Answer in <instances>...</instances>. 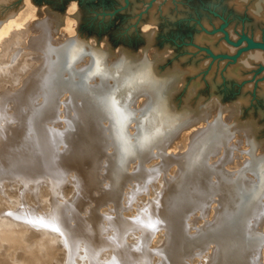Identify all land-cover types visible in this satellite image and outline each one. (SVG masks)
I'll list each match as a JSON object with an SVG mask.
<instances>
[{
	"label": "bare ground",
	"instance_id": "6f19581e",
	"mask_svg": "<svg viewBox=\"0 0 264 264\" xmlns=\"http://www.w3.org/2000/svg\"><path fill=\"white\" fill-rule=\"evenodd\" d=\"M2 1L9 2L10 0ZM238 1L237 7H239L238 5L241 6L245 0ZM257 1L255 0L254 5H252L250 9L251 13L262 9V4L257 3ZM25 4L29 7L28 0H25ZM21 17L22 12H19L16 15L9 14L5 18L0 19V48L2 49L0 53V85L2 83L1 77L5 79L6 75L14 76V72L17 69L15 65L19 66L21 64V61L24 60V55L30 49L32 51L36 50L40 54L39 58L42 62L41 70L39 69L38 71L43 72V74L35 77L31 81V84L35 82L37 85H35V88L33 87L34 90L31 88L26 89L23 86L26 90L22 94L21 102L16 103H20V110L17 113L18 115L12 120L16 124L15 129L13 128V133L7 131V126H0V137L4 139L3 143H1L2 138L0 139V143L2 144L0 146V191H2L7 183H17L22 189L28 190L32 196H37L41 193L42 188H47L49 191L50 208L43 213H39L33 209H27V212L19 215L18 221L15 224H6L4 227L5 231H2L5 234H1L3 242L9 247L18 248L20 251L23 249L22 255L23 253L27 255L26 257L23 256V258H27L25 264H50L46 260L47 257L43 255L44 253L49 255L48 253L50 251L58 257L54 264H264L262 262L264 259V158L253 159L249 153V158L244 159V163L242 162L244 167L239 171L232 172L231 170L238 168L235 162L237 154L234 152L238 147L236 141L233 142L234 137L230 133V135L224 134L223 122L219 118L217 120L215 119L216 121L214 120L211 124H208L206 128L199 129L196 132L193 131L192 134L186 135V131H188L192 124L196 123V120H191L190 117L174 115L168 110L163 97V86L161 85L163 82L153 77L154 75H152L146 63H130L121 59L117 63L108 64L105 55L101 51L94 50L91 47L86 49L84 44L76 42L74 39H66L63 43V49L59 50V48L53 46L56 40L53 41V36L49 34L47 29H43L41 36L33 39V42H29V46L25 49L22 43H20L22 44L21 46L17 47L16 45H19V42L16 45L12 44L15 46H13L14 49L10 50V53L6 50L5 44L8 41H12L11 38L13 36L11 35L12 37H9L11 40H2L9 33L8 31L12 30H9V27L12 25H14L12 26L14 30L11 32L14 33L16 27L20 24L15 26L13 23L23 22L19 19ZM26 23L28 24V22ZM20 32L18 29V34ZM18 34L16 33L15 36ZM207 36L206 34L202 35L198 33L193 40L194 45H196L195 47L206 48L207 46V49L212 54L225 51L227 47L224 43H220L216 37L210 38V36ZM17 38L14 40L18 41ZM20 41L22 42V40ZM38 43L40 44L37 45ZM263 57L264 53L262 51H253L244 58L241 57L242 59L239 60V66L237 68L226 70L222 76L214 72L208 73L209 75L206 81L213 89L220 83V80H233L236 77L239 79V76H242V72H245L243 70L247 69L251 63L263 60ZM201 67V65L198 66L196 63H193L189 71L191 74H195L202 69ZM77 70H79L78 76L81 82H89L91 85L92 89L90 91L96 94L98 102L102 101L107 103L104 106H106L107 112H109L107 114L110 118L109 131L111 133V139H109L108 144L111 148L114 147V151L115 148L117 149L120 140L119 137L126 130L131 135L130 139L135 137L133 139L135 148H151L152 150L154 147L157 150V154L155 155L156 152L154 153V159H158L159 162L156 163V167L153 170L151 169L153 172L151 179L154 183L157 182L158 184L154 185V183L149 184L150 182H148L149 185L145 187L140 180H137L140 183H136L137 185L134 183L135 185H132V192L127 195L126 199L120 202L119 206L115 205V209L109 207L112 212L99 208L101 205L103 207L106 202H104V197L108 188L111 187L109 185L110 183H107L108 186L102 183L101 188H96L95 186L97 184L94 183V186L90 179V176H92L89 172L91 171L89 170L90 165L83 162V153L86 144L85 138L86 140L90 138L88 136L90 132L85 137L84 130L83 132L79 130L81 126H78V121L82 119L79 120L78 118L80 116L77 118L76 114L83 107L82 105L78 108L77 104H75L79 101L77 100L75 102L79 95L76 92L79 90H75L76 92H73L74 90L70 91L71 94L70 96L68 95L69 97H64L62 93V91L66 90L63 85L70 84V76L72 77V74L77 72ZM81 70L82 72H80ZM62 77H67L65 84H62L65 79L62 80ZM194 77L196 76L194 75ZM20 94L19 92L17 96ZM90 94H80L83 100L81 103H91L94 101V98ZM259 95L261 97L264 96V84L260 87ZM62 96L63 100H61ZM11 97L15 98L16 96ZM139 97H143L145 102H138ZM79 99L81 100V98ZM239 101L245 105L243 96L240 97ZM71 111L75 113L71 118H68L67 114H70ZM87 112H89V109ZM88 121H91V118ZM131 123L134 126L130 125ZM115 128L117 129L119 137L114 133ZM90 129L93 128L91 127ZM134 130H136L135 133H132ZM137 133H140V135L138 136ZM90 134L92 135V131ZM94 136L96 138L98 134ZM103 136L100 138L101 142ZM185 137L188 138L184 147V149H187V152L178 154L175 150L178 148V144L183 145ZM211 138L212 142L206 147L203 153L200 151L201 148L198 149L200 152L194 157L195 160L192 161V164L196 162L195 164L197 166H193L195 169L191 167L192 164H189L194 171L192 172L190 170L193 174V180L196 183L185 195L181 194L183 197L180 200H178L179 198L176 199L175 196L173 197L171 195L170 190L173 187L177 188L179 174L182 177L180 172L184 166L186 167L184 165V158L186 156L189 158V154L193 152V148L197 145L204 146ZM96 140L98 141L97 138ZM104 140L106 139L104 138ZM251 146L250 144V148ZM92 148L94 149V147ZM170 150L171 153L169 152ZM101 151L103 152H100V150L98 152L104 155L105 150ZM108 156L111 157L110 155ZM136 158L138 157L136 156ZM150 159L152 160L153 158L150 156ZM181 159L184 161H181ZM97 163L99 164V162ZM102 163L106 164L107 162ZM94 164L92 163L93 166ZM142 164L140 165L141 168ZM152 165L150 164V167ZM175 165H179L178 168L173 171L169 170L170 167H177ZM140 166H135V176L138 173L140 174V172L143 174L141 170L138 171L137 169ZM144 168L145 170L147 169L146 167ZM109 169L110 167L107 168L105 166L104 177L106 179H108ZM94 171L92 172L96 175V170ZM248 171L252 173V175L250 173L251 176H249ZM101 174H103L102 171ZM93 178L95 179L96 176ZM101 178L99 181L103 180ZM193 180L191 179L190 181L192 182ZM207 180H210L209 182L212 185L208 184L209 186H205L203 184L202 187H200L201 185L199 186V181L203 183ZM239 181H243L244 183L242 185L245 184L249 188L250 185L248 183L251 184L250 191H252V195L254 196L252 197L253 203L250 207L252 211L249 213L251 215H248L250 221L247 219L248 221L244 225L243 233L241 232L240 225L234 222L235 217L232 214L234 210H237L235 207H241L246 200L244 193L243 195L240 194V196L235 191V193L232 192L234 190L233 186H237ZM71 182L73 185H69ZM226 183L228 185L232 184L230 187L233 190H230L231 188H228L230 191L224 190ZM68 186H73V190L69 187L73 193L66 191ZM208 187H210L209 193ZM113 192L108 194H112V198H109V200L113 199ZM141 193H146V196H141L142 198L140 196L138 197ZM166 194L169 195L167 197L168 199L163 198L164 195L166 197ZM172 194H174V191ZM212 194L214 198H212L213 196L209 198ZM162 195L163 197L160 198ZM188 197H191V199ZM171 200L174 202V209L184 208V212H182L183 214L181 213L180 218H176L174 211L170 212L168 210L170 206L168 208L166 205ZM223 213L229 215L230 220L229 223L227 222V226L217 224L219 223L217 222L218 219L223 216ZM123 216L132 218V220H128L123 224L119 221L122 224V231H125L124 236L127 239V242L125 241L126 239L124 240L126 244L120 246L124 250L125 255L115 250L117 245V237H115L117 230L116 219H119V217L122 218ZM224 223L222 222V224ZM44 224H48L49 227H43ZM144 227L153 228L152 231H154V227L161 229V236L157 240L148 235L143 236L141 230H144ZM202 233L203 235L200 236ZM25 234H33L37 239L36 244L34 240L35 245L33 244V248L27 249L24 245L27 243L25 242ZM204 234L208 238L211 237V240H214L212 243L215 244L212 249H210L211 247L206 249L207 252H205L204 246H201V250H198V248L195 249V244L202 242ZM233 234H236L240 238L237 243L241 244L239 245L241 246V251H233L231 254L230 252L237 247L232 248L230 252H226L228 253V257H225V261L222 262L223 259L220 260V257L223 258V254H225L226 241ZM23 239L25 243H23ZM230 240L233 241L230 238L229 242ZM32 241L33 239L30 242ZM153 242H155L154 245H152ZM174 242L177 245L171 247V244ZM236 244L234 245L236 246ZM256 246L258 247L255 249ZM18 249L15 251H18ZM10 260H12L11 257ZM10 260L6 258L5 263L2 262L1 264H10Z\"/></svg>",
	"mask_w": 264,
	"mask_h": 264
},
{
	"label": "rangeland",
	"instance_id": "374dc122",
	"mask_svg": "<svg viewBox=\"0 0 264 264\" xmlns=\"http://www.w3.org/2000/svg\"><path fill=\"white\" fill-rule=\"evenodd\" d=\"M263 1L264 0L257 1V3L262 4V9H259L255 13H251L250 9L252 5H254L255 0H245L241 6L238 5L239 7H237V4L239 2L238 0H28L29 7H27V5L25 4V0H10L9 2L0 0V19L5 18L9 14L16 15L17 13L22 12V17L19 19L20 21H23H19L20 23H13L15 24V26L19 24L20 25L16 27V32L14 31V33H12L14 30V27L12 26L14 25L10 26L9 30L12 29V32L8 31L10 34L8 33L7 35L9 36L6 35V38L3 37L4 39L2 38V41H6V39L9 40L13 36L11 38L12 41H8V44H5L6 50L10 52V50L14 49L13 46H15L17 42H19V45H16V47L23 44L25 49L29 46V42H33V39L41 36V31L43 29H47L49 34L53 36V41L56 40V42L53 43V46L55 48H59V50L63 49V43L66 39H74L76 42L84 44L86 49L91 47L94 50L101 51L105 55L108 64L117 63L121 59L130 63H146L149 66L152 75H154L153 77L156 80L163 82V84L161 83V85L163 86V97L168 110L174 115L190 117L191 120H196V123L192 124L188 131H186V135L192 134L193 131L196 132L199 129L201 130L203 128H206L208 124L214 122L215 119L217 120L219 118L223 122L224 134H231V136L234 137L233 142L236 141L238 147L236 150H234L235 154H237L235 162L238 168H234L233 170H231L232 172H235L244 167L243 163L246 159L249 158V155H252L253 159L264 158V96L261 97L259 95L260 87L264 84V57L263 60L253 62L247 69L243 70L245 72H242V76H239V79H237L238 77H236V80H220V83H218L215 86L216 88L213 89L209 86L206 80L207 76L210 73L214 72L215 74L222 76L226 70L237 68L239 66V60L242 59L241 57L244 58L253 51H258L249 50L240 52L241 48H244V46L246 45L244 41L240 43V40L242 36H247L254 41L264 42ZM27 16H29V18H27ZM25 18L27 21L25 20ZM26 22H28V24ZM203 23L207 25V28ZM203 27H205L206 30L205 28L203 29ZM18 29L19 32L21 31L19 34ZM16 33L20 36H15ZM198 33H201L202 35L206 34L208 35L207 37L210 36V38L216 37L220 43L225 44V46L227 47L225 48L227 50L225 49V51H222L220 53L212 54V52L207 49V46L206 48L199 46L195 47L196 45H194L195 43L193 40ZM16 38L18 41L14 40ZM20 40H22V42ZM39 44L40 43H38L37 45ZM1 50L2 49L0 48V53L2 52ZM37 52L38 51L36 50H28V53L23 57L24 60L22 59L24 62L21 61V64L19 66L15 65L17 69L14 72L13 77H11V75H9L10 77L6 75L5 79H3L4 77H1L2 83L0 85V126H7L8 132L13 133V128L15 129L16 124L15 121L12 120L18 115L17 113H19L20 110V103H16L21 102L23 96L22 94L26 89H33V87L35 88L36 83L34 82L31 84V81L35 77H39V75L43 74V72L41 73L38 71L41 67L42 61L39 58L40 54ZM193 63H196V65L198 66H202L201 70L198 69L200 70L198 71V73H190L189 70ZM80 72H82V70ZM72 75V77L70 76V84H65V80H67V77L61 78L62 80L65 78L63 81L64 83L62 84H65L63 85V87L66 89L62 91V93L64 97H69L71 94L70 91L74 90L73 92H76L77 90H79L76 92L79 95L77 94L78 96L75 102H77V100L79 101L75 104H77L78 108H80L82 105L83 107L80 108L82 110V112L80 110L82 114L79 111L76 114L77 118L80 116L78 118L79 120L82 119V122L78 121V126H81L80 128H78L81 132H83L84 130L83 133L86 134V136L84 135L85 137H87L88 132L91 133L92 131V135L90 133L88 135L90 138L88 137L89 139L87 140L85 138L86 144L83 153V162H86V164L88 163V165H90L89 170L91 171L89 172L90 175H92L90 176V179L92 180L93 184H97L96 186L94 184L96 188H101L102 183L104 185L106 184L107 186V183H110L109 185H111V187H109L105 193L106 198L104 197V202L106 201L107 203L103 202L104 205L106 206L107 204V206L105 207L103 205L102 207L101 205L99 207L101 210L106 209L108 210V212H110V208L113 207L115 209L114 206H119L120 202H122L123 199H126L127 195L132 192V185H135L136 183L139 184L141 182L142 185L146 187L149 184L154 183L151 177L153 173L152 170L156 167V163L159 162L158 159V161L154 159V153L157 150H155L154 147L152 148V150L154 149L153 152L151 148H135L133 145V139L135 137L133 139H130L131 135L130 133H127L126 130L121 133L119 137L117 134V129L115 128L116 130H114V133L120 138V140L117 149L115 148L114 151V147L111 148V146L108 144L109 139H111V133L109 131L110 118L107 114L109 112H107V108L106 106H104V104L107 103L102 101L98 102L96 94L90 91V89L92 88L89 82H81L78 76L79 70H77V72ZM194 75L196 77H194ZM27 80L29 81V83ZM23 86L26 89H24ZM20 89L24 90L21 91ZM18 90L21 93L19 96H17L19 94ZM211 91L213 92L211 93ZM80 94H90V96L94 98V101H92L91 103H81L83 102V100L82 97H80L82 96ZM241 95L245 99V105L241 104L239 101L240 97H242ZM11 96L16 97L14 98ZM63 96L61 100H63ZM79 98H81V100ZM138 102L143 103L145 102V99L143 97H139ZM88 109L89 112H91L90 114L89 112H87ZM92 111L94 112L92 113ZM74 113L75 112L72 111L70 114L68 113V118H71ZM85 114L86 116H84ZM90 118L92 122L88 121L90 120ZM80 122L82 123V125ZM130 125L133 124L131 123ZM85 126L86 128H84ZM93 126L97 129H95ZM91 127L94 130L90 129ZM135 131L136 130H134V132L132 133H135ZM95 134H98V137L96 136V138L99 142L96 140L94 136ZM137 134L138 136L140 135V133ZM100 135H104L102 138V142L100 141ZM1 138L2 137H0V139ZM104 138L107 140V142L106 140H104ZM3 140L4 139L2 138L1 143H3ZM186 141H188L187 137H185L183 145L178 144V148L175 150L176 153L178 152V154H183L187 152V149H184L185 144L187 143ZM211 142L212 138L206 144H204L205 147L203 145H197L195 148H193V152L191 151L192 153L189 154L190 160L187 156V158H184L185 161L181 159V161H184V165H186V167L184 166L185 168L183 167L182 171L180 172L182 174V177H180L181 175L179 174L177 188L173 187L174 190L173 188L170 190L171 195L173 197L175 196L176 199L179 198L178 200H180V198L183 197L181 194L185 195L188 190L192 188L196 183V181L193 180V174L190 171L192 170V172H194L192 168L195 169V167L193 166L196 165V162L192 164V161L195 160L194 157L198 154V152L202 151L201 153H203L206 147H208ZM1 143L0 146L2 145ZM100 143H102L103 145ZM250 144L252 145L251 148ZM100 145L101 147H99ZM106 145H108V147H106ZM92 147H94V149ZM199 148H201L200 151L198 150ZM125 149H127V151ZM99 150L100 152H103L101 150H105L104 155L103 153L100 154V152H98ZM169 152L171 153V150ZM156 154L157 152L155 153V155ZM96 155H100L102 159L100 158V156ZM108 155H110L111 157H109ZM135 155L138 158H136ZM150 156L153 158L152 160L150 159L152 162L149 160ZM97 157L100 159H98ZM108 159L110 162L108 161ZM147 160L151 165H154H152L153 168L152 166L150 167V164L147 162ZM138 161L141 164L143 163L144 165H146L144 166L142 164L141 168V164ZM97 162H99L100 165ZM102 162L107 163L104 164ZM92 163H96L97 165L94 164L93 166ZM189 164H192V168ZM105 166L107 168L110 167L108 171V179L104 177ZM135 166H140V168L137 169L138 171L141 170L143 174L140 172V174L138 173V175L135 176ZM175 166L177 167H170L169 170L173 171L174 169L178 168L179 165ZM144 167H146L147 169L145 170ZM94 170H96V175L94 174ZM97 170L99 173L97 172ZM92 171H94V173ZM101 171L103 172V174H101ZM248 173L249 176L252 175L251 172L248 171ZM99 174L102 176H100ZM93 175H95L97 179H94L93 177L95 176ZM100 178L101 180H105L99 181ZM191 179L194 182H191ZM93 180L95 181L93 182ZM137 180H140V182ZM209 181L210 180H207L206 182L204 181L205 183H201V181H199L201 183H199V186L201 185L200 187H202L203 184L205 186L208 184L210 185L211 182ZM148 182L150 183L148 184ZM71 183H69V185H73V183ZM189 183H191L190 186ZM243 183V181H239V183H237V186H233L234 190L230 187L232 186V184L228 185L226 183L225 185H227L228 187L224 185V190H233V193L236 192V194L239 195H243L244 193L246 195L245 203L239 208L238 206L235 207L237 208V210H234V212L232 213L235 217L234 222L240 225L242 233L244 232L245 223L248 220L250 221L249 216L251 214L249 215V213H251L252 211V208L250 207L253 203L252 197H254L252 195V191H250L252 185L248 183V185H250L249 188L245 184L242 185ZM157 184V182L154 183V185ZM69 187L71 186H68V189ZM71 188V190H73V186ZM112 188L115 189V193L113 192L114 189L112 190ZM228 188L231 189L229 190ZM68 189L66 190L68 193H73V191ZM207 189L209 193L210 187H208ZM110 191L113 192L114 196L113 199L109 200V198H112V194L108 195L109 193H111ZM173 191L174 194H172ZM40 192L41 193H39L37 196H32L28 192V190L22 189L21 186L17 183H7L2 191H0V264L2 262L5 263L6 258L10 260V257L12 258V260H10L9 262H11L12 264H25V261L27 260V258L25 257L27 255L26 253H23L22 255V252L24 250L21 249L20 251L18 248H13L12 246H10V248L8 245H6V243L3 242L1 234H5L2 233V231H5L4 227L6 224H15L18 221L19 215H22L23 212H27V209H33L39 213H43L49 210V191L47 190V188H42ZM143 194L144 193H141V195L139 194L138 197L140 196V198H142L146 196V193L144 195ZM168 194H166V197L165 195L164 197L162 195L160 198H167L170 195ZM210 197L214 198V195L212 194L211 196H209V198ZM188 198L191 199V197ZM166 206L168 208L170 206L168 210H170V212L174 211L176 218H180L181 213L184 212V208L174 209L175 206L172 200ZM171 207L173 208V210ZM222 215L223 216L218 219L217 222L219 223L217 224L227 226L230 220L229 215L227 213H223ZM123 218L124 220H122ZM128 220H132V218H126L123 216L122 218L119 217V219H116L117 230L115 233V237H117V245L115 250H117L120 254L124 253L123 255H125V252L120 246L126 244L127 239L124 236L125 231H122V224L127 222ZM119 221L122 224H120ZM222 222H225L226 224H222ZM152 230L153 228L144 227V230L141 231L143 233V236L148 235L153 237V239L156 238L157 240L158 237L161 236V229L154 227V231ZM155 231H157L158 233ZM201 235H203V233L200 234V236ZM24 236L25 242H27L25 243L23 239L22 241L23 243H25L24 245L27 247V249H30L31 247L33 248V246L36 244L37 239L33 236V234H25ZM204 236L203 238H201L202 242L205 243L199 242L195 244V249L198 248V250H201L204 246L205 252H207L206 249H209L210 247V249H212L215 244L212 243L214 240H211V237H209V239L205 234ZM230 238L233 239V241H236L237 239V241H234L233 243V241L230 240L229 242ZM230 238H228L227 240L229 243L226 241V239H224V241H226V251L224 252L225 254H223V258L220 257V260L223 259L222 262L225 261V259L228 257V253L226 252H230L232 248L237 247L230 252L231 254L233 251H241V246H239L241 244L237 243L239 242L238 240H240V238L236 236V234H233ZM32 239L33 243L30 242ZM231 242L233 245L237 243L236 246H233L231 244L232 247L230 248ZM154 243L155 242H153L152 245H154ZM171 245V247H173L174 245L176 246L177 243L174 242ZM257 247L258 246H256L255 249ZM17 249L18 251H15ZM208 252L210 251L208 250ZM48 254L49 255L44 253L43 255L47 257L46 260L48 263L54 264L58 257L51 251ZM23 256L25 257L23 258ZM205 261L203 262L206 263ZM262 262H264V259Z\"/></svg>",
	"mask_w": 264,
	"mask_h": 264
},
{
	"label": "water",
	"instance_id": "95a60500",
	"mask_svg": "<svg viewBox=\"0 0 264 264\" xmlns=\"http://www.w3.org/2000/svg\"><path fill=\"white\" fill-rule=\"evenodd\" d=\"M243 41L245 42L246 45L244 46V48H241L240 52L256 49V50H260L264 53V42L254 41L253 39H251L247 36H242L240 43ZM232 59H235V58H232Z\"/></svg>",
	"mask_w": 264,
	"mask_h": 264
},
{
	"label": "snow or ice",
	"instance_id": "6c2138e0",
	"mask_svg": "<svg viewBox=\"0 0 264 264\" xmlns=\"http://www.w3.org/2000/svg\"><path fill=\"white\" fill-rule=\"evenodd\" d=\"M125 150L127 151V149H125ZM43 227L48 228L49 225L48 224H44ZM53 230H56V229H53Z\"/></svg>",
	"mask_w": 264,
	"mask_h": 264
}]
</instances>
